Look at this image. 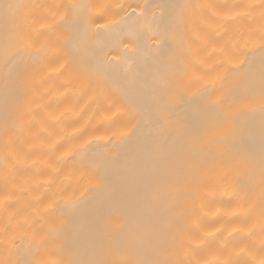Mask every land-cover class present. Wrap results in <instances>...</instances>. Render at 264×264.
Masks as SVG:
<instances>
[{
    "label": "bare ground",
    "instance_id": "obj_1",
    "mask_svg": "<svg viewBox=\"0 0 264 264\" xmlns=\"http://www.w3.org/2000/svg\"><path fill=\"white\" fill-rule=\"evenodd\" d=\"M0 264H264V0H0Z\"/></svg>",
    "mask_w": 264,
    "mask_h": 264
}]
</instances>
